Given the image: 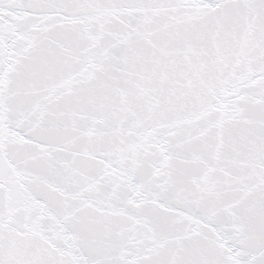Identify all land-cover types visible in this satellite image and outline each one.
Instances as JSON below:
<instances>
[{"label": "snow or ice", "instance_id": "1", "mask_svg": "<svg viewBox=\"0 0 264 264\" xmlns=\"http://www.w3.org/2000/svg\"><path fill=\"white\" fill-rule=\"evenodd\" d=\"M0 264H264V0H0Z\"/></svg>", "mask_w": 264, "mask_h": 264}]
</instances>
